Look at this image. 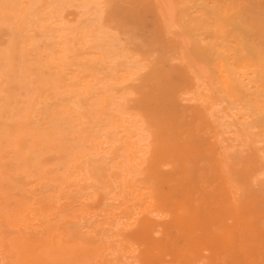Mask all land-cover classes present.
<instances>
[{"label":"rangeland","instance_id":"obj_1","mask_svg":"<svg viewBox=\"0 0 264 264\" xmlns=\"http://www.w3.org/2000/svg\"><path fill=\"white\" fill-rule=\"evenodd\" d=\"M0 264H264V0H0Z\"/></svg>","mask_w":264,"mask_h":264},{"label":"bare ground","instance_id":"obj_2","mask_svg":"<svg viewBox=\"0 0 264 264\" xmlns=\"http://www.w3.org/2000/svg\"><path fill=\"white\" fill-rule=\"evenodd\" d=\"M61 8V7H60ZM63 8V7H62ZM59 10V9H58ZM166 10V9H165ZM169 12V11H168ZM178 15V14H177ZM170 18V17H169ZM177 18V17H176ZM175 18V19H176ZM173 20V19H172ZM182 20V19H181ZM173 22V21H172ZM171 22V23H172ZM182 23V22H181ZM179 25V24H178ZM179 29H180V27H178ZM64 29V28H63ZM63 31V30H62ZM66 32H68V31H65V33ZM182 39V38H181ZM186 39V38H185ZM184 39V40H185ZM183 43V42H182ZM189 43V42H188ZM185 46H186V44H185ZM181 47H182V45H181ZM188 48V47H187ZM188 51V50H187ZM187 55H188V53H187ZM67 57V56H66ZM190 57V56H189ZM193 63H194V61H193ZM195 66V65H194ZM195 68H197V67H195ZM200 69V68H199ZM198 72V71H197ZM206 73V72H205ZM200 74V73H199ZM207 75H208V73H207ZM251 76V75H250ZM5 78V77H4ZM262 78V77H261ZM263 79V78H262ZM127 80V79H126ZM58 81V80H57ZM44 87V86H43ZM48 87V86H47ZM127 87V86H126ZM134 87V86H133ZM45 88V87H44ZM127 89V88H126ZM132 89V88H131ZM258 117V116H257ZM202 118V117H201ZM158 124V123H157ZM196 132V131H195ZM200 136H202V135H200ZM199 136V137H200ZM203 137V136H202ZM206 138V137H205ZM210 139V138H209ZM195 147H196V145H194ZM151 152V151H150ZM201 156V155H200ZM207 159H209V158H207ZM133 160V159H132ZM200 166V165H199ZM141 178V177H140ZM157 201V200H156ZM155 205H156V203H155ZM204 211V210H203ZM169 212V211H168ZM205 212V211H204ZM203 213V212H202ZM159 214V213H158ZM181 214V213H180ZM160 215V214H159ZM160 217V216H159ZM150 220V219H149ZM141 225L143 226V229L144 230H150V228H151V225H150V223H148V221H144V222H141ZM134 252H136V251H134Z\"/></svg>","mask_w":264,"mask_h":264}]
</instances>
